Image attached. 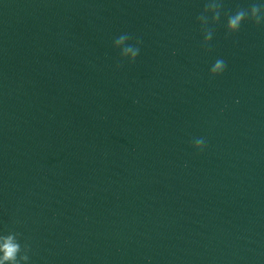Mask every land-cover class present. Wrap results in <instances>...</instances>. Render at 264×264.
Here are the masks:
<instances>
[{"label": "clouds", "instance_id": "1", "mask_svg": "<svg viewBox=\"0 0 264 264\" xmlns=\"http://www.w3.org/2000/svg\"><path fill=\"white\" fill-rule=\"evenodd\" d=\"M214 3L216 4V6L221 7V4L218 3L217 0H210V2L208 4H206L205 8L213 6ZM249 9L251 10V13H252L251 16H247V10L248 9H239L236 11V13L234 15L228 16L226 28H227V31L229 34L238 32L241 24L246 22V21L253 22L256 25H260L262 23L258 14L261 11H264V5L253 4ZM198 19H199V17H198ZM217 19H219V13L217 14ZM119 38H120V40L129 39V37L127 35H121ZM211 38H212V31L209 30L207 35L205 36V41L211 40ZM139 43L140 42L137 41V44H139ZM126 52L132 53L133 59L130 62H135V60L139 54V48L138 47L129 48L126 50ZM225 68H226L225 61L222 59H217L210 69V75L212 77L219 76L224 72ZM196 145L197 146L204 145L203 140L197 139ZM2 250L5 253L4 259L5 260H11V259L15 258V253L18 250V246L16 244H13L11 242V238H9L5 242V244L3 245Z\"/></svg>", "mask_w": 264, "mask_h": 264}]
</instances>
